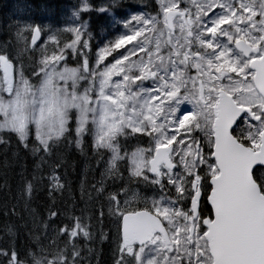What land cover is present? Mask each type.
I'll return each instance as SVG.
<instances>
[{
    "label": "snow or ice",
    "instance_id": "1",
    "mask_svg": "<svg viewBox=\"0 0 264 264\" xmlns=\"http://www.w3.org/2000/svg\"><path fill=\"white\" fill-rule=\"evenodd\" d=\"M89 7L64 29L4 28L0 144L15 137L47 164L91 138L100 179L81 198L100 204L88 217L100 231L87 208L52 229L59 210L31 207L36 177L21 172L13 192L4 173L3 215H19L29 246L6 225L0 264H90L81 239L113 243L112 264H264V0H154L97 45L79 14ZM54 163L52 197L67 188Z\"/></svg>",
    "mask_w": 264,
    "mask_h": 264
},
{
    "label": "trees",
    "instance_id": "2",
    "mask_svg": "<svg viewBox=\"0 0 264 264\" xmlns=\"http://www.w3.org/2000/svg\"><path fill=\"white\" fill-rule=\"evenodd\" d=\"M108 0H87L90 5L88 11H80V16L89 24V30L92 33V44L97 45L101 41L107 42L108 39H114L116 34L111 31H119L120 27L117 21H121L126 17L127 8L132 7V0H120L122 7L112 8L108 12L101 13L98 11L101 4L108 8ZM154 1L146 2L148 9L151 10V5ZM84 0H0V44L8 38L4 32V28L13 21H27L36 26H44L46 29L57 30L64 29L70 24L74 25L73 13L77 12L83 6ZM118 27V28H117ZM30 39V38H29ZM42 39L48 41L47 36ZM29 47L31 45L29 44ZM18 52L20 59L25 65L31 62L30 52L23 50V45L19 49H14ZM39 50L36 57L38 58ZM70 66H76L74 63ZM2 136V134H0ZM5 144H0V186L4 184V173H7V179L13 192L18 191L20 185V173L25 176L36 177V188L31 199V207L36 209L48 218V209L55 206L61 213L56 219V223L52 225V229L72 223L74 215H80L81 209L87 208L84 213L85 223H92L94 233L100 231V225L97 221H89L88 217L95 211L97 214L100 209V204H86L87 197L81 198L83 191L90 190V186L100 179L97 159L94 157L91 149V138H88V144L84 151L77 148L75 144H62L56 150L55 154L46 157L47 164H41L39 154L33 155L31 152H26L22 146H18L15 137L9 138L3 136ZM59 160L62 164L57 168V172L62 177V183H66L67 188L63 194L57 192L54 197L49 195V185L47 177L52 169L56 167L55 161ZM7 164V167L5 166ZM127 175V173H125ZM3 188L0 187V238L4 235L6 225H18L20 227L21 251L25 252L28 248L26 240L27 232L24 229V221L19 219V215L14 217H5L3 215ZM73 208L75 212L73 213ZM106 211V208H105ZM30 219V218H29ZM103 231L113 234L116 231L114 223L105 220ZM52 234L51 229L49 230ZM80 244L85 248H93L94 254L89 258L90 264H112V248L114 244L108 240H96L95 242L80 240ZM63 246V245H61ZM30 259V257H29Z\"/></svg>",
    "mask_w": 264,
    "mask_h": 264
},
{
    "label": "rangeland",
    "instance_id": "3",
    "mask_svg": "<svg viewBox=\"0 0 264 264\" xmlns=\"http://www.w3.org/2000/svg\"><path fill=\"white\" fill-rule=\"evenodd\" d=\"M139 10H143V9H136V10H133L132 12H130V13H128L126 16H128V15H130V14H132L133 12H135V11H139ZM109 59H110V57H109ZM143 147V146H142ZM135 191H137V192H139L140 191V189H134ZM139 190V191H138ZM141 194H147L148 195V192L147 193H142V192H140Z\"/></svg>",
    "mask_w": 264,
    "mask_h": 264
}]
</instances>
